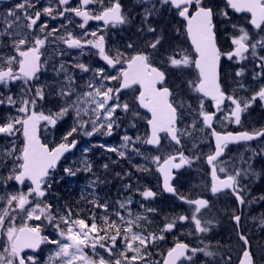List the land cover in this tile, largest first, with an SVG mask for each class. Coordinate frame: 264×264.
Segmentation results:
<instances>
[{"label": "snow or ice", "instance_id": "6c2138e0", "mask_svg": "<svg viewBox=\"0 0 264 264\" xmlns=\"http://www.w3.org/2000/svg\"><path fill=\"white\" fill-rule=\"evenodd\" d=\"M150 2V0H145ZM39 0H21L4 14L6 17L3 31L0 36L11 39L12 48L16 54L6 58L0 57V84H8L12 81L23 80L25 85L34 79H37V73L41 69L42 49L48 43L49 38L59 31L52 29L46 31L47 23H39L41 16L46 15L53 19L57 17H66V13H72L75 17L82 18L79 27L83 29L79 36H74L72 32H67L66 36H60L68 48L84 50L92 48L96 54L106 62L107 66L116 69L115 75H106L104 68L94 69L93 77L88 82L89 91L78 95L75 101L66 103L59 112L45 115L43 111L37 112V102L44 99V88L42 86L35 88L32 98H22L17 117H11L6 122L0 123V134L12 137L17 132H22L24 137L23 147L20 149V155H15V145L10 150L3 153L5 157H12L13 168L10 174L4 178L0 177V182L6 183L8 180H14L23 185L30 181L27 192L19 191L13 194L0 196L3 206L0 207V235L7 240V245L0 251V264H36L32 256L22 255L25 249H37L42 243L49 242L57 246L55 253L49 257V264H56L59 258V264H191L193 256L197 252H204L206 256H214L215 253L206 248H197L185 242H175L174 245L165 252L159 253L162 259L154 262L149 257L152 255L149 251L150 246H155L158 241H164L165 233L172 232L177 227L178 222H190L194 226L195 232L206 233L210 230L204 225L200 214L202 209L209 208V201L204 198L188 199L183 195L177 194V190L172 186L173 170H179L185 166H191L194 160H199V156L189 157L184 151L178 150L161 159L157 155L151 158L157 165V171L163 176V189L168 193L177 194V198L192 206V212L189 215H177L171 220H167L163 227L159 228V234L155 231H146L142 224H148L146 216L134 215L130 210L127 211V217L120 211L110 214L109 204L99 202L98 199L90 203L93 209H102L98 216L96 211H92L90 217L82 218L79 213L75 216L70 208L64 210V214H52V206L44 204L41 206L40 198L46 195L50 172L54 170L57 163L66 152L76 147L77 141L73 139L70 143L68 137L78 132V129H86L91 126L90 131H84V135L92 136L101 130L103 134L111 135L115 120L113 119L117 110L129 112L130 105L127 102L121 103L120 94L122 90L131 89L134 85H139L138 96L135 97L139 107L147 109L151 118L147 120L150 128V134L144 143L159 148L162 144L161 134H165L170 142L178 149H182L181 137L192 136L188 128H178V121L182 119L178 114V107L172 102V92L166 86L165 72L161 68L154 66L153 53L160 44V39L147 42L145 49L137 50L132 44L127 48L131 52H121L116 50H106L104 35L99 34L100 29L89 31L87 25L89 21H102L105 26L123 25L129 22L128 17L123 13L120 0H109L107 5L105 0H79V6L69 7L70 0H55V6L42 7L36 9ZM161 7L169 6L174 9L177 15L186 21V34L191 39L194 47L195 59L184 52L174 53L169 56L168 64L174 68H185L195 66L198 70V76L195 80L189 81V87L195 93L202 94L199 101L198 116L205 129L210 130V136L215 141V151L206 157L207 163L211 165L212 183L210 191L217 194L229 190L235 196L239 204L245 203L241 192V180L247 172L235 171L228 174L226 169L220 168L224 172V178L217 173L218 159L224 153L229 143L239 141H250L257 137H264V130L249 133L244 132H221L213 127L217 113H224L225 121L241 123V115L253 103L259 99L264 101V86L251 95L250 98L241 99L234 94H228L220 84L219 65L221 56H226L229 60L238 58L243 61L248 57L246 54L251 49V55L256 57V48L259 46L264 49V38L251 42L247 30L239 29V35L233 36L231 42L234 48L230 52L222 53L216 43V30L213 23V8L205 5V0H158ZM89 5L98 6V10L93 12ZM226 6L238 13H250V24L256 29L264 31V0H226ZM158 11L155 4L151 8L145 9L143 21L146 23L149 16ZM225 18L228 12L220 13ZM25 23L21 24V20ZM11 21L10 23L8 21ZM71 23V21H68ZM235 28L236 26L233 25ZM39 30L41 35L24 34L25 29ZM143 29H141L142 31ZM147 31L154 33L156 30L151 26ZM18 54V55H17ZM179 56V58H177ZM260 64L258 67L264 68V56L258 57ZM63 68V65L61 66ZM76 67L84 72L89 68L84 64H77ZM17 69V70H14ZM244 69L236 73L242 76ZM264 76V72L259 74ZM92 81H96L93 83ZM73 78L68 77V83L72 84ZM107 82H115L114 86H108ZM159 85V86H158ZM241 87H243L241 85ZM72 91H61L60 95L71 97ZM213 102L214 111L204 110V100L209 99ZM227 101V105L225 102ZM5 103L0 100V104ZM9 105L17 103L11 96L7 98ZM75 111L80 122L77 126L63 137L65 142H61L53 148L42 143L39 137V125L41 121L50 125H55L58 119L63 118L69 111ZM82 113L89 115L88 120L82 118ZM196 127L195 121L190 125ZM137 140L140 137H136ZM124 144L121 149H127L129 143L133 144V151L139 154V149L135 148L134 142L130 137H123ZM116 147H109L107 151L118 153V156L124 157L125 151ZM87 151V149H85ZM3 161L0 160V163ZM107 168V165H104ZM86 170L91 171L90 165ZM145 171L147 169H144ZM65 171L69 175H75L71 168ZM145 198H154L156 193L150 189L142 192ZM31 198V199H30ZM33 200L36 202L33 203ZM131 200L119 204L120 209L127 210ZM148 212H154V209H147ZM23 214L25 222L20 226L16 225V217ZM87 215V214H85ZM114 216L115 218H111ZM46 219L50 224H54L62 239L49 240L41 235L39 224L30 226L28 221H39ZM89 219L91 223H89ZM232 219L237 225L240 224L241 216L233 215ZM211 224V221L207 222ZM264 224V220L261 221ZM61 224L64 225L61 228ZM191 234V233H189ZM240 240L247 244V237L239 234ZM119 241V243H118ZM90 248L93 256H89L85 249ZM97 249L102 250L98 252ZM191 253V254H189ZM105 256L108 258L106 259ZM95 257V258H93ZM230 259V258H229ZM239 264H254L251 251L245 249Z\"/></svg>", "mask_w": 264, "mask_h": 264}, {"label": "flooded vegetation", "instance_id": "af4514ba", "mask_svg": "<svg viewBox=\"0 0 264 264\" xmlns=\"http://www.w3.org/2000/svg\"><path fill=\"white\" fill-rule=\"evenodd\" d=\"M145 5H147L148 2H145L143 0ZM21 2V0H0V31H3L6 17L5 13L8 9L12 8L15 4ZM35 2V0H33ZM109 0H105V4ZM139 2V0H120V3L122 5L123 13L128 16V13L131 14V17H134V12L136 8L132 6L134 10H132V13L129 12L128 5L130 3L132 5L137 6L136 4ZM155 2L158 3V0H155ZM153 4H155L153 2ZM55 6V0H39V3L36 4V9L39 10L42 7L47 6ZM160 6V4L158 3ZM205 5L210 6L213 8L214 16H213V23L215 25L216 30V43L217 46L220 48L222 53L230 52L233 50L234 45L231 42V38L233 36L239 35V29L244 28L248 31L250 37L252 38L251 42H255L257 40H260L261 38H264V31H261L260 29L253 28L250 24L251 14L250 13H243L238 14L234 10L228 8L226 6V0H205ZM69 7H77L79 6V0H70V3L68 5ZM167 17L164 16L163 20L167 24L169 20H171L172 24L169 25L167 28V34L170 35L171 38H173V43L176 44L178 49H176L175 53L178 52H184L185 54H189L195 59V54L193 51L192 46L189 43L188 36L186 34V21L183 20V18L179 17L174 9L167 6ZM89 9L93 12L98 10V6L95 5H89ZM228 12V17L225 18L220 13L222 11ZM48 20L50 22H53L54 20H61L64 24H68L71 28V32L75 30L78 35H80V28L78 27L80 23H82V18L75 17L72 13H66V17H57L55 19L48 17ZM46 20V16L42 15L39 23H44ZM71 21L69 23L68 21ZM11 22L10 20L8 21ZM21 24L25 23V21L22 19ZM128 24L113 26L108 25L105 26L102 21H89L88 25L91 28V31H96L97 29H100L99 34L104 35L105 37V43H106V50L111 49L112 51L109 54H113L116 50H119L121 52H131L129 51H123V34L125 31V26ZM233 25L236 27L234 28ZM86 26V27H87ZM171 28V29H170ZM173 33V36H172ZM24 34H31V35H41L39 33L38 28L35 30L25 29ZM75 34V32H74ZM131 34L133 36H136L137 39H140V32L138 30H132ZM108 35H110V39L108 40ZM187 41V42H186ZM186 43V45L184 44ZM167 43L169 41L167 40ZM170 44V43H169ZM12 41L9 38L0 36V57L6 58L10 55L16 54L14 52V49L12 48ZM57 48L58 44L56 42H50L47 45H45V48L47 47ZM44 49H42V53L44 52ZM139 50V49H137ZM181 50V51H179ZM94 52H96L95 49H93ZM149 51V50H147ZM251 49H249V53L247 55V59L240 61L238 58H233L229 60L226 56H221L220 59V65H219V77H220V84L222 88L228 93V94H234L238 98L241 99H247L250 98L252 94H254L256 91L259 90L261 86H264V76H260L259 74L264 72V68L258 67L260 64V61L258 59L259 56H264V49L260 48L259 46L256 48V52H258V55H256V59H253L251 55ZM91 54V53H90ZM18 55V54H17ZM171 56H167V58ZM179 58V56H177ZM101 61H103L101 59ZM154 66L161 68L162 71L165 72V83L163 86H166L170 89L172 92V102L175 97L176 102L178 104V99L180 96L183 95L185 90L187 89V85L189 84L187 81V73L186 72H180L178 70L173 69L172 66L168 64L167 59V68L160 65L157 61L153 59ZM250 63H255L257 65H252L251 68L246 69L247 65ZM68 67L70 68L71 66ZM194 68V65H193ZM244 69V73L242 76H237L236 73L240 71V69ZM14 70H17L14 68ZM194 70V78L195 80L198 76V71ZM105 72L109 75H115L116 69L110 68L105 69ZM42 74H40L39 78L35 81L36 86L42 84ZM108 86H114L115 82H107ZM245 87L244 91H241L239 89L240 86ZM25 83L23 80H16L12 81L8 84H0V90L2 88H13V89H19V96L22 98H26L25 92L23 89L25 88ZM139 87L133 86V88L121 92L120 94V101L121 103L127 102L129 105H132L131 110L129 112L125 113L121 110H117L115 114L114 120H116L119 124L123 123L124 116H137L135 119L136 123V132L134 134L133 139L135 141H139L140 139H143L142 142H144L148 135L150 134V130L147 124V120L149 119V115L143 112L140 108L138 103L135 100V97L138 96ZM203 98L202 96L199 97V100ZM227 105V101L225 102ZM175 105V104H174ZM180 108V107H179ZM140 109V111H139ZM204 110L205 111H214V105L212 101H208L207 99L204 100ZM179 111V110H178ZM135 112V113H134ZM224 113H217L216 120L213 122V127L221 132H257L264 130V101H260L257 99L255 103L251 105L245 112L241 115V123L239 125L232 122L229 126L223 127L225 120L223 119ZM139 116H143V120L140 123ZM43 123V121H41ZM180 122L178 121V128H180ZM123 130V129H122ZM121 130V131H122ZM210 131V130H209ZM126 132V130H125ZM113 133V131H112ZM136 137H140L139 140L136 139ZM163 138H166L165 134L162 135ZM55 140H50L51 143H53ZM143 146L147 147V150L149 151L148 156L150 159L154 157V150L147 144ZM179 149H176V152ZM182 150V149H180ZM214 151V148L212 149ZM225 156H229L230 159V166L227 171L228 174H233L235 171L240 170L242 173L247 172L248 174L246 176H243L241 180V187L244 189V191L241 192V195L245 198V203L243 205L239 204V202L236 200L235 196L231 194L230 191L227 192H221L214 194L216 197H226L228 198L229 202V209H230V216L228 223V229H229V243L231 247L234 249L241 248L244 250L246 247L244 242L240 240L239 234H243L247 237L248 245L251 248L258 246L259 248H264V224L261 223L262 220H264V137H259L256 140L252 142H245V143H239L236 145H228L226 148ZM184 151V150H182ZM212 151V152H213ZM185 152V151H184ZM167 155L173 154L175 152H169L165 151ZM244 153L247 154L248 157L245 161H243L240 157V155ZM147 156L144 151H139V154H137V158L140 159V162L145 166L146 161H143L142 158ZM222 160V159H221ZM221 160H218L217 162V169L218 174L221 177L225 176L224 172L219 171V163ZM69 168L72 169V166H69ZM61 173H66L65 169L61 170ZM178 175V173H177ZM176 175V176H177ZM176 178V177H175ZM75 175H69L67 178L64 177H57L52 176L48 180V183L51 185L50 188H47L46 190V197L52 198L53 196L62 193L60 190L65 189V184L68 183L67 189L70 193V199L73 200V196L75 194ZM89 180L92 179V177L88 178ZM103 182H106V178L102 179ZM175 181V180H174ZM177 181V179H176ZM152 183H155L154 175L152 176ZM150 190L153 191V187L150 188ZM106 192H102L101 195L104 197ZM166 198V207H167V199H169L170 195H164ZM177 196V194H176ZM174 196V197H176ZM188 198L187 195H183ZM204 191L201 189L198 193V195L195 198H203ZM133 210L137 211V215H140L142 213L143 216L150 217L152 212H148L147 209L155 208L156 207V199L154 198H145L142 196V193H133ZM73 203V202H72ZM183 203H185L183 201ZM187 204V203H185ZM103 211V210H101ZM233 215H239L241 216L240 224L237 225L236 222L232 219ZM178 225L175 229L172 230L170 233H165V237L167 238V247L163 250L161 249H149L151 252V256L149 258L155 259L159 258L158 262L161 261L162 257L159 255L161 252H165L167 249L171 248L175 242H183L187 239V234L180 235L178 230ZM173 236V237H172ZM191 240L192 237H191ZM202 240V237L196 235L195 242L196 246L200 247V242ZM187 242V241H185ZM119 243V242H118ZM191 246H193V241L188 242ZM1 251V250H0ZM191 254V253H189ZM200 256L201 252L197 253L195 256H193V261L191 264H200ZM254 257V256H253ZM238 262V260H237ZM236 260L232 261V264H237ZM254 264H257L254 258ZM263 264V263H258Z\"/></svg>", "mask_w": 264, "mask_h": 264}, {"label": "rangeland", "instance_id": "374dc122", "mask_svg": "<svg viewBox=\"0 0 264 264\" xmlns=\"http://www.w3.org/2000/svg\"><path fill=\"white\" fill-rule=\"evenodd\" d=\"M152 4L153 3L150 1L147 3V5H143V3L140 1V3L137 5L138 6L137 9L139 10V14H141L142 18L145 15V9L151 8ZM131 7L132 6L128 5V9H130ZM161 8H158V11L154 12L152 14V17H149L146 23L143 21V19L140 20L139 22L140 36L143 39L145 38V41L141 42L139 44V47L142 49H145V45L147 42H151L159 38L160 44L157 46V49L153 53V59L157 61L163 67L167 68V56L169 55V53L173 55L176 52L175 50L178 47L176 46V44L173 43V38H171L170 35L167 34V28L169 27V25L172 24L171 20H169L167 24L163 20V17L165 16V12L167 13V6H164L162 9ZM148 26L155 28L156 31L154 33L148 32L147 31ZM52 29H59L58 33L54 35L55 36L54 39L59 40V41H61L59 39L60 36H66L67 32H70V28H68L65 24L63 26L62 24L61 25L57 24L53 26L52 24L47 23L46 31H51ZM141 29L143 30L141 31ZM76 36H79V35H76ZM124 36H129L130 38H134V36L131 33H127V32L123 34V37ZM172 36H173V33H172ZM167 40L169 41L170 44L167 43ZM51 41L52 40H49V42ZM184 44L186 45L185 42ZM127 45L128 44H125L126 48H127ZM89 50H90L89 48H85L84 50L76 49V48H68V46L64 44V46L58 48L57 51H52L48 53L47 58L43 64V68L46 71L44 75L43 85H42V87L44 88V99L43 101L37 102L36 111L37 110L43 111L45 115L57 113L60 111L62 107L66 106V103H71L72 101H75L78 95H82L83 93L90 90L87 87V84L93 77V70L99 69L102 67L100 65L95 64L94 62L87 61L84 58L85 57L84 53L89 52ZM145 50L152 51L151 49H145ZM256 54L258 55V52H256ZM67 55H72L73 57V60L71 61V65L75 68L74 70L69 71L67 67L64 66V61L66 60L65 58ZM252 58L256 59V57H252ZM99 59L100 58L97 57V61H99ZM77 64L86 65L89 68V71L88 72L82 71L80 68L76 67ZM62 65H63V68L61 67ZM252 65H257V64L250 63L247 65L246 69L251 68ZM173 69L178 70L179 73L180 72L188 73L187 81L188 82L192 81L191 79V75L193 71L192 66L185 67V68H174L173 67ZM68 77L73 78L74 82L72 84L68 83ZM80 81L82 83H80ZM92 82L95 83L96 81H92ZM37 87H40V85H37ZM239 89L241 91H244L245 87L240 86ZM69 90H71L73 93L71 97H65V96L60 95L61 91H69ZM197 96H198L197 93L193 92L188 84L187 89L185 90V94L181 96L180 100H177L178 103L183 105L182 107H180L181 110H183V114H184L183 115L184 125L182 129L188 128V130L192 132L191 137L189 136L182 137L184 140V145L186 149L189 148L188 150L189 153H187L188 154L187 156L189 157H192V156L201 157L204 153L208 154L207 152L210 151L209 143L206 141V139H208V135L205 134V136L203 137V134L201 133V131L203 130L202 127L204 126L201 122V118L198 116V112L200 110L198 105H199L200 100H198ZM4 104L9 105L7 101H5V103H3L2 106H4ZM2 106L0 105V107ZM9 106H10L9 107L10 109L7 110V114H6L7 116H9V118L17 117L20 115V113L18 112L20 103H16L15 105H9ZM136 117L137 116H135V118ZM9 118L2 119V117H0V123L6 122ZM82 118L84 120H88L89 115H85L82 113ZM114 118L116 119L115 116ZM194 121L196 123V127L193 129L190 127V125H192ZM79 122L80 120L76 116L75 111L70 110L65 116H63V118L58 119L57 123L54 126L47 124L45 122L43 126V135L45 137L52 135L54 139L62 140L63 137L69 132L70 127L72 128L74 126H77ZM231 123L232 122L230 121H225L223 127H227ZM53 129L55 130L54 132H53ZM113 129L116 131L118 130V127L117 126L114 127L113 125ZM90 130H91V126L89 125L86 129H78V132L74 133L76 137L80 138L79 148L77 152L68 161L67 160L66 161H67V164H73L75 171H83V172L87 171L86 170L88 166L87 162H91L92 159L102 161L105 164H107V167H110L113 164H115L116 161L122 158L120 156L118 157L117 153L115 152L107 151L109 147H115V144H117L116 139L115 140L112 139L111 141H108V139L106 138L107 135L103 134L104 130H101L100 132H97L92 136L84 135V131H90ZM60 131H63V132L61 133ZM5 137L7 138V142L4 144L3 153L7 145H10L11 143L15 144L16 142L18 144L19 142L18 132L15 134V136H12V137L5 136ZM12 144H11V147H12ZM11 147L9 148V150L11 149ZM22 147L23 145L21 144L20 148L18 149V146L15 145V148H16L15 155L16 156L20 155V149H22ZM85 149H87V151H85ZM3 153L1 154V157L3 156ZM240 157L243 161H245L248 155L242 153ZM193 163H197V161L194 160ZM13 166L14 165H13L12 157H10V162H8V160L5 159L2 163H0V177L6 178L10 174ZM229 166H230V159H229V156H226L219 163V168H224L228 171ZM134 169L136 170L137 173L140 174V170L136 168ZM120 171L122 170L119 169V172ZM127 172H129V170ZM87 173L88 172H85L83 175V179H85V181H87L88 179ZM9 181L10 180H8L6 183L0 182V195L1 196L17 193L19 191L27 192L29 189L28 184L24 185L21 188H15L12 186V184L9 187L8 186ZM11 183H12V180H11ZM207 186L208 184L205 182L204 189L206 191L211 192L210 191L211 187L209 186L207 188ZM191 189H192V192L194 193L196 192L195 183L191 185ZM125 191L128 192L129 189L125 188ZM122 193L123 192L121 191V189L114 188L113 194L115 195H114L113 202H117L119 198L123 197ZM35 202L36 201L33 200V203ZM229 202L230 201L226 197H210L209 208L202 210L200 214V218L202 219V222H204V225L210 228V230L206 233L195 232L194 226L190 222H188L187 225L180 226V230L178 232L180 233V235L191 233L189 235L193 239V247H197L196 242H195V237L196 235H198L202 237V240L200 242V247L206 248L208 251H212L213 253H215L214 256L209 257V256H206L204 252H201L200 264H228V260H227L228 255H232L231 259L236 258L240 255V251L236 253L235 247L233 250L232 248H230L229 245L221 246V243L224 241V239L222 237L220 228L222 224H225L227 221H229V216L231 213L228 207ZM2 206H3V201L0 202V207ZM191 208L192 206L190 205L184 206V209L187 215H189L192 212ZM64 210L65 209H61L58 206L56 214L57 213L64 214ZM46 221L47 220L42 217L41 220L39 221L33 220V221H28L27 223L30 226H35L39 224L40 227H43ZM208 221H211V224H208L207 223ZM24 222L25 220H24L23 214L21 213L20 215L16 217V225L20 226ZM51 227H52L51 231L53 232V234L57 236L59 239H62L59 236L58 231L55 229L54 224L51 225ZM63 227L64 225L61 224V228ZM224 238L226 239V237ZM197 248H199V245ZM97 251L102 253V250L100 249H97ZM252 251L258 263L264 264V248H259L258 246H256L255 249L253 247ZM42 252H44V250ZM85 252L86 253L89 252V254L92 253L90 248H86ZM54 253L55 251H53L50 255H48L44 262L40 254H39L40 256L39 255L34 256V260L36 261V263H39V264H49V257L52 256ZM105 258L107 259L108 257L105 256ZM56 264H59V258H57Z\"/></svg>", "mask_w": 264, "mask_h": 264}, {"label": "trees", "instance_id": "16d2710c", "mask_svg": "<svg viewBox=\"0 0 264 264\" xmlns=\"http://www.w3.org/2000/svg\"><path fill=\"white\" fill-rule=\"evenodd\" d=\"M67 197H65V199H66ZM75 206H78V207H80V209H77V213H79L80 215L82 214V212L83 211H85V206H84V203H85V201H84V198H82V199H80V200H76L75 199Z\"/></svg>", "mask_w": 264, "mask_h": 264}, {"label": "water", "instance_id": "95a60500", "mask_svg": "<svg viewBox=\"0 0 264 264\" xmlns=\"http://www.w3.org/2000/svg\"><path fill=\"white\" fill-rule=\"evenodd\" d=\"M189 38H190V37H189ZM190 41H191V39H190ZM144 110H146V111L148 112L147 109H144ZM150 115H151V114H150ZM38 134H39V133H38ZM257 138H258V137H257ZM213 139H214V138H213ZM255 139H256V138H255ZM250 141H251V140H250ZM239 142H243V141H239ZM214 143H215V141H214ZM232 143H238V142H232ZM72 149H73V148H72ZM72 149H71V150H72ZM66 153H67V152H66ZM66 153H65V154H66ZM65 154H64V155H65ZM222 156H223V154H222ZM62 157H63V156H62ZM62 157H61V159H62ZM61 159H60V160H61ZM60 160H59V162H60ZM59 162H58V163H59ZM58 163H57V164H58ZM208 165H209V164H208ZM209 167L211 168L212 166L209 165ZM174 170H175V169H174ZM210 175H211V174H210ZM161 177H162V179H163L162 174H161ZM211 178H212V177H211ZM15 182H16V181H15ZM16 183L19 184L18 182H16ZM19 185H21V184H19ZM166 192H167V191H166ZM40 246H41V245H40ZM38 249H39V248H37V249H25L24 252H26V251L36 252ZM247 250H248V249H247Z\"/></svg>", "mask_w": 264, "mask_h": 264}, {"label": "bare ground", "instance_id": "6f19581e", "mask_svg": "<svg viewBox=\"0 0 264 264\" xmlns=\"http://www.w3.org/2000/svg\"><path fill=\"white\" fill-rule=\"evenodd\" d=\"M139 168L142 169L143 171H145L144 169H147L146 166H144V165H142V164L139 165ZM147 170H148V169H147ZM84 173H85V172H84ZM84 173L81 174V178H83V174H84ZM75 215H76V214H74V216H75Z\"/></svg>", "mask_w": 264, "mask_h": 264}]
</instances>
